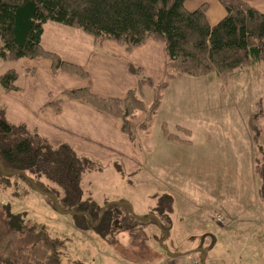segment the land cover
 <instances>
[{
  "label": "trees",
  "instance_id": "16d2710c",
  "mask_svg": "<svg viewBox=\"0 0 264 264\" xmlns=\"http://www.w3.org/2000/svg\"><path fill=\"white\" fill-rule=\"evenodd\" d=\"M185 0H0V58L4 61L46 59L52 72H83L43 48L44 25L53 22L79 29L94 42L113 41L129 52L148 39L161 42L166 51V80L156 85L130 66L137 77V87L124 99H107L93 95L87 88L64 92L70 99L83 101L120 121L121 131L131 138V121L137 112H144L147 128L156 113L163 89L179 74L193 77L216 74L223 82L237 70L264 62V13L243 0H219L226 14L210 27L205 18V6L187 11ZM19 73L9 69L0 76L1 90H17ZM151 88L153 101L148 108L142 99L143 86ZM264 115V112H262ZM188 134L189 131L178 128ZM168 140H179L162 126ZM252 142H258V130L253 127ZM253 159L254 171L264 191V166ZM94 163L78 156L68 145L53 147L46 139L29 131L24 124L8 123L0 110V181L10 184L20 177L35 188L41 179L55 183L63 192L56 204L72 211L76 227L96 229L103 237L121 232L137 245L136 232H144L150 220L162 234L170 227L172 197L163 195L150 210V220L133 214L127 205H107L103 210L93 202L81 201V176ZM16 172V174H13ZM28 177V178H27ZM60 204V205H59ZM61 243L43 229L17 222L0 213V264H61Z\"/></svg>",
  "mask_w": 264,
  "mask_h": 264
},
{
  "label": "rangeland",
  "instance_id": "374dc122",
  "mask_svg": "<svg viewBox=\"0 0 264 264\" xmlns=\"http://www.w3.org/2000/svg\"><path fill=\"white\" fill-rule=\"evenodd\" d=\"M57 28L69 29L48 22L44 26L43 44L50 49L53 46L59 53L64 52V46L78 45L79 41L88 37L81 30L71 31L73 36L63 33L70 30L54 32ZM77 35L81 39H77ZM25 62L26 59L4 61L0 58V76L9 69L23 72ZM202 77L181 74L180 78L196 83L193 88L188 87L193 108L198 106L199 110L208 114L215 112V129L209 133L208 142L216 144L221 152L226 140L241 145V151L232 154L236 155L234 169L227 162L220 163L221 171L224 168V180L214 178L216 174H212L213 178L204 181L188 173L192 168L193 150L203 139L200 126H193L188 134L176 130L175 134L190 142L172 141L170 144L177 148L173 158L161 163L160 156L165 152L161 145L165 142L161 129L154 123L155 118H151L148 127L144 128L145 114L137 112L131 121V140L141 158L140 170L122 175L118 166L94 164L81 176L82 202H93L103 210L107 205L122 203L121 199H124L133 214L142 220H150L149 209L157 204L160 194L164 192L176 197L180 205L185 202L184 198L189 192L205 194L213 188H222L221 185L228 194L258 192L261 181L254 171L251 156L255 154L258 165L264 166V62L241 68L229 76L228 81L218 79L215 85L209 79L200 81ZM198 82L206 86L202 87ZM214 93L221 95L218 100L207 101L202 97ZM142 95L148 108L153 101L151 88H144ZM199 101L202 106H199ZM2 106L0 102V110L4 112ZM10 121L7 118V122ZM253 127L259 134L256 145L252 142ZM41 181L43 186L40 189L20 177L11 178L10 184L0 181V213L19 223L41 228L59 239L61 264H190L185 255L187 253L200 261L204 259L205 264H264V218L256 220L254 215L258 212L252 206L230 200L226 205L225 217L218 213L210 216L204 209L190 218L178 213L174 227L166 234L160 232L152 219L149 223H143L146 224L144 232L135 233L137 245L127 246L130 237L125 232L103 237L93 228L78 229L72 211L62 210L61 205L58 206L49 195L53 193L60 199L63 192L51 191L60 190L52 181L43 178ZM216 215L222 217L221 222L215 220ZM175 245L180 246L176 256L173 254ZM172 254L174 257H170Z\"/></svg>",
  "mask_w": 264,
  "mask_h": 264
},
{
  "label": "crops",
  "instance_id": "0c3cea01",
  "mask_svg": "<svg viewBox=\"0 0 264 264\" xmlns=\"http://www.w3.org/2000/svg\"><path fill=\"white\" fill-rule=\"evenodd\" d=\"M243 1L264 13V0ZM203 5L205 6V18L210 27L217 24L226 14L219 0L184 1L187 11H194ZM73 29L75 28H57L54 32L70 30V32L63 33L73 36L71 31L79 30ZM44 32L45 29H43L41 37L43 48L80 69L83 75L61 70L53 73L49 60L26 59L23 72L17 71L19 76L15 84L18 89L9 92L0 89V102L3 105L6 120L10 118V123L15 125L24 124L29 131L37 133L53 147L65 144L78 156L93 160L92 162L96 165H114L120 168L119 172L122 175L134 174L141 168V158L134 148L131 138L121 131L120 121L83 101L67 98L63 94L71 89L87 88L90 93L98 97L124 99L129 91L137 87V77L131 73L130 66L141 69L142 74L154 84H162L166 80L167 73L165 46L159 41L148 39L127 52L123 46L116 42L97 43L88 35L79 41L78 45L64 46V52L60 51L59 53L52 45L53 49H50L43 44ZM75 37L81 39V36ZM48 45L50 46V44ZM180 77L181 74L177 75L163 89L160 105L152 117V120L155 118L154 123L161 129L160 133L165 141L164 144H161L165 148L164 154L160 156L161 163L171 161L173 152L177 149L175 145L170 144L173 142L163 134L162 126L168 133L176 135L178 141L187 142L190 141L183 137L180 138L174 132L179 131L178 128L189 131L193 126H200L203 139L193 150L192 168L190 172H187L191 177L195 179L201 177L204 181L213 178L212 174H216L214 178L224 180V168L221 171L220 163L227 162L234 169L236 155L232 154L239 153L241 145L226 140L223 143L225 146L222 149L223 152H221V148L216 144L208 142L209 133L215 129V112L211 111L208 114V112L199 110L198 106L193 108L188 87L193 88L196 83ZM206 79L215 85L220 78L213 74L202 77L200 81H207ZM228 80L229 78L226 81ZM198 84L202 87L206 86L203 82H198ZM144 88L150 87L143 86L142 94ZM220 96L218 93L202 95L207 101L218 100ZM199 106H202L200 101ZM232 145L235 147H227ZM250 155L251 152L248 153L249 157ZM252 158H255V154H252ZM221 186L222 188L217 190L213 188L211 192H205V194L189 192L182 205L176 197H172L169 193L160 194V196L172 197L169 230L174 227L178 213H182L185 218H190L196 212L204 209L210 213V216L213 213H218L225 217L227 215L226 205L230 200H234L233 202L237 204L252 206L258 212L254 215L256 220L264 218V192H232L233 194H228L225 187ZM121 202L128 204L124 199H121ZM233 218L236 217H231V219ZM145 221L147 220L144 219L143 222ZM190 238L192 237L190 236ZM127 243V246L130 245V238ZM174 249L175 253L173 254L176 256L180 246L175 245ZM173 254L170 257H174ZM185 255L188 260L189 256L194 257L190 253Z\"/></svg>",
  "mask_w": 264,
  "mask_h": 264
},
{
  "label": "built area",
  "instance_id": "2783aa9c",
  "mask_svg": "<svg viewBox=\"0 0 264 264\" xmlns=\"http://www.w3.org/2000/svg\"><path fill=\"white\" fill-rule=\"evenodd\" d=\"M215 220L217 221V222H221L222 221V217L220 216V215H216L215 216ZM189 258V260H190V264H204L202 261H200V260H198V259H196V258H192V257H188Z\"/></svg>",
  "mask_w": 264,
  "mask_h": 264
},
{
  "label": "water",
  "instance_id": "95a60500",
  "mask_svg": "<svg viewBox=\"0 0 264 264\" xmlns=\"http://www.w3.org/2000/svg\"><path fill=\"white\" fill-rule=\"evenodd\" d=\"M1 171H2L4 174H10L9 172H6V171H4V170H2V169H1ZM13 174H16V172H14ZM29 181L31 182L30 179H29ZM31 185H32V186H35L33 182H31ZM49 195H50L51 197H53V195H51V194H49ZM53 198H54V197H53ZM55 203H56V200H55ZM114 204H116V205H127V206L130 208L129 204H126V203H125V204H124V203H114ZM130 210H131V209H130ZM62 213H64V212L62 211ZM65 213H68V212H65ZM151 217L153 218V216H149V218H151ZM203 263H204V260H203Z\"/></svg>",
  "mask_w": 264,
  "mask_h": 264
}]
</instances>
